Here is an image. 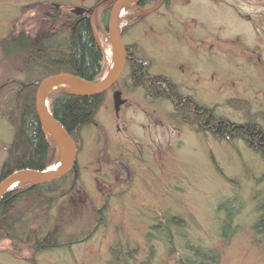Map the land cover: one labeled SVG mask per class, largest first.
I'll use <instances>...</instances> for the list:
<instances>
[{"label": "rangeland", "instance_id": "obj_1", "mask_svg": "<svg viewBox=\"0 0 264 264\" xmlns=\"http://www.w3.org/2000/svg\"><path fill=\"white\" fill-rule=\"evenodd\" d=\"M99 1L0 0V39L25 31L36 44L38 33L49 31L44 13L68 26L75 9ZM164 1L126 9L119 22L125 47L149 74L168 78L178 95L214 117L264 126V0ZM90 23L104 78L109 32L100 12ZM128 73L127 66L79 133L76 163L36 224L42 236L58 225V241L74 242L35 253L3 240L0 264H106L119 248L130 251L127 264L180 258L200 264L194 252L217 264H264V228L255 231L264 217L262 160L241 141L228 144L196 131L173 103L137 87ZM26 78L21 57L0 61V167L14 133L5 112ZM53 148L55 165L59 149ZM118 162L128 167L129 181ZM226 217L231 228L224 227ZM170 218L182 223L158 234L156 224Z\"/></svg>", "mask_w": 264, "mask_h": 264}, {"label": "trees", "instance_id": "obj_2", "mask_svg": "<svg viewBox=\"0 0 264 264\" xmlns=\"http://www.w3.org/2000/svg\"><path fill=\"white\" fill-rule=\"evenodd\" d=\"M156 2L157 0H145L138 4V8L146 9L154 6ZM113 4L114 2L105 5L100 10L105 32H108L109 14ZM164 4H167V0ZM44 15L49 19V31L38 33L36 44L28 39L25 31H20L10 38L0 39V61L21 57L27 77L25 81L17 84L18 88L9 100V108L7 107L5 112L14 133L6 159L0 167V180L17 171L44 172L54 165L55 142L51 135L41 128L35 111V92L40 82L59 74H69L89 83H97L103 78L104 59L90 21L82 20L75 25L76 21L73 20L67 26V23H61L54 14ZM134 73L133 82L137 87L144 88L156 98L173 103L176 109H180L178 114L182 120L196 124V131L204 130L203 132L209 133L213 139L228 144L241 141L264 163L263 125L255 121L237 124L214 117L210 110L196 105L188 97L178 95L168 78H150L147 68L142 64L136 66ZM102 102L103 95L82 96L66 92L52 94L47 99L50 115L75 143L82 129L93 123ZM66 177L47 183L28 184L27 187L14 188L6 193L0 202V241L9 240L15 246L26 247L35 253L58 249L74 242L58 241V225L44 236L36 229L37 221L44 210L51 208ZM262 212L260 209V213ZM224 221V227L231 228V217H226ZM166 223L156 224L154 228L159 231L158 234H167V227H179L182 222L170 218ZM263 228L264 217L256 224L255 231L262 232ZM171 250L174 248L171 247ZM110 254L112 258L106 264H127L125 260L129 258L130 251L122 248L111 249ZM194 254L196 259L201 261L200 264H217V259L208 257L207 253L205 256L209 260L208 263L204 261L205 256L198 257L196 252ZM177 264H191V261L180 258Z\"/></svg>", "mask_w": 264, "mask_h": 264}, {"label": "water", "instance_id": "obj_3", "mask_svg": "<svg viewBox=\"0 0 264 264\" xmlns=\"http://www.w3.org/2000/svg\"><path fill=\"white\" fill-rule=\"evenodd\" d=\"M128 1L131 0H114V4L109 14L108 32L112 44L114 61H113L112 70L107 76H105L102 80H100L97 83H89L69 74H59L44 79L37 86L34 103H35V111L39 124L44 131L48 132L52 136L57 146L58 143L56 139H58L63 143L67 153L66 162L55 171L46 170L44 172H39V171H31V170H21L9 175L8 177L3 178L2 180H0V202L3 196L12 190L11 186L19 180L26 178H33L36 181L30 183L33 184L47 183L58 180L66 176L74 167L77 159L78 148L76 146V143L66 133L63 127L58 122H56L53 119V117L50 115L47 108V104L45 105L46 90L52 83H61V84L79 87L86 92V93H70L67 91V93L69 94L82 95V96H101L105 94L109 89L115 86V84L118 82L124 70L125 63L127 60L126 47L123 42L122 29L119 26L118 15L122 6ZM134 1H135V5L138 6L139 3L145 0H134ZM95 9L91 10V14L89 15L88 19L90 22H92L93 19L92 16ZM83 13H85V10L83 9L75 10V14L78 17L82 16ZM85 19L87 18L86 17L79 18L75 23V25L78 22ZM118 166L125 175V181L127 182L130 176L129 170L121 162L118 164Z\"/></svg>", "mask_w": 264, "mask_h": 264}, {"label": "bare ground", "instance_id": "obj_4", "mask_svg": "<svg viewBox=\"0 0 264 264\" xmlns=\"http://www.w3.org/2000/svg\"><path fill=\"white\" fill-rule=\"evenodd\" d=\"M133 6H135L134 0L128 1L122 6V8L119 12V15H118V22H120L121 20H123L125 18L126 9L133 7ZM105 59H106V63H107V73L105 76H107L112 70L113 61H114L112 44H110L108 51H106V53H105ZM58 91H65V92L68 91L70 93H86L84 90H82L81 88L76 87V86H71V85H66V84H61V83H52L46 90L45 105L47 104V108H48V103H47L48 97L50 95L58 92ZM51 138H52V136H51ZM56 141L58 143V148H59V160H58L57 164H55L49 168L50 171H55L56 169L60 168L66 162V159H67V153H66V149H65L63 143L61 141H59L58 139H56ZM35 181L36 180L33 178L22 179V180L17 181L15 184H13L11 186V189H14V188H17L20 186H24L26 184H33L30 182H35Z\"/></svg>", "mask_w": 264, "mask_h": 264}, {"label": "flooded vegetation", "instance_id": "obj_5", "mask_svg": "<svg viewBox=\"0 0 264 264\" xmlns=\"http://www.w3.org/2000/svg\"><path fill=\"white\" fill-rule=\"evenodd\" d=\"M105 1H109V0H105ZM104 0L102 1H99L93 8H81L83 10H85V13H83L82 16L78 17L76 14H75V10H74V16H75V21H77L79 18H82V17H86L87 19L85 20H89V15L91 14V10L95 9L94 13H93V16L92 17H95V15L100 12V10L105 6V5H108L110 4L111 2H108L106 3ZM126 53H127V60H126V63H125V67L128 66V69H129V73H128V77L131 79V80H134L135 78V70H136V66L139 65V64H142L144 65V67L147 68V73L149 75L150 78H154V77H157L156 75H151L149 74V69H148V65L143 63V62H140L139 61V58H135L133 57V51L131 50V48L129 46L126 47ZM124 67V69H125ZM132 68V69H131ZM151 84H153V82H151ZM77 146V145H76ZM119 164V162H118ZM117 164V165H118ZM119 167V166H118ZM127 167V166H126ZM128 169V167H127ZM129 170V169H128ZM129 174H130V171H129ZM129 179H130V176H129ZM129 181V180H128Z\"/></svg>", "mask_w": 264, "mask_h": 264}]
</instances>
